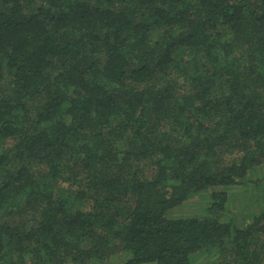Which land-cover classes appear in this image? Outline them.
Returning a JSON list of instances; mask_svg holds the SVG:
<instances>
[{
  "label": "trees",
  "instance_id": "obj_1",
  "mask_svg": "<svg viewBox=\"0 0 264 264\" xmlns=\"http://www.w3.org/2000/svg\"><path fill=\"white\" fill-rule=\"evenodd\" d=\"M262 165L264 0H0V264H264Z\"/></svg>",
  "mask_w": 264,
  "mask_h": 264
},
{
  "label": "rangeland",
  "instance_id": "obj_2",
  "mask_svg": "<svg viewBox=\"0 0 264 264\" xmlns=\"http://www.w3.org/2000/svg\"><path fill=\"white\" fill-rule=\"evenodd\" d=\"M252 174L255 177H259H256L259 180L256 184L247 182V184L233 187L232 190H229L230 195L227 203V212L221 217L222 220H230L232 218L234 223H236V219L242 220L247 213L251 215L264 203V168L261 171L259 168ZM210 193L211 190H204L192 194L181 204L168 210L166 215L171 218L205 215L207 208L212 202ZM210 248L209 246V248H203L193 253L190 257V264H211L215 251ZM119 263L120 260L118 258L112 261V264Z\"/></svg>",
  "mask_w": 264,
  "mask_h": 264
}]
</instances>
